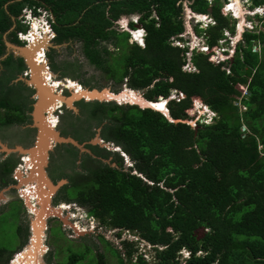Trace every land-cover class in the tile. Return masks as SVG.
<instances>
[{
  "label": "trees",
  "instance_id": "obj_1",
  "mask_svg": "<svg viewBox=\"0 0 264 264\" xmlns=\"http://www.w3.org/2000/svg\"><path fill=\"white\" fill-rule=\"evenodd\" d=\"M262 1L253 0V5ZM25 5L50 9L52 41L80 42L83 56L105 78L143 90L144 97L155 102L160 96L169 98L173 89L176 95L184 94L166 103L174 121L151 107L79 102L89 118H108L102 136L120 145L142 176L100 163L87 168L86 183L69 197L85 205L102 227L133 231L151 245L154 253L147 260L136 242L122 239L131 264H264V32H245V42L237 44L231 60L214 63L207 54L192 52L189 61L196 70L186 71L182 66L188 61L187 49L174 44L183 31L181 0H0V55L2 34ZM190 7L207 12L209 6L207 0H192ZM210 12L217 23L205 32L213 46L223 28L234 27L216 4ZM132 13H138L145 28L144 46L116 28L115 21ZM10 35L19 43L14 32ZM254 41L263 45L260 57L252 49ZM53 51L48 57L52 69H58ZM18 62L24 68L22 58ZM242 87L249 94L237 101ZM190 97L216 113L210 123H188ZM0 105L15 107L4 95ZM28 119L11 110L0 117V124ZM8 165L3 164L2 173ZM17 232L26 239L27 227L18 225ZM99 237L109 245L102 234ZM110 248L124 264L120 251ZM183 249L187 255L180 258ZM88 251L85 246L81 253L71 252L62 264H76ZM12 253L0 247V264H7ZM103 259L98 253L95 264H106Z\"/></svg>",
  "mask_w": 264,
  "mask_h": 264
},
{
  "label": "flooded vegetation",
  "instance_id": "obj_2",
  "mask_svg": "<svg viewBox=\"0 0 264 264\" xmlns=\"http://www.w3.org/2000/svg\"><path fill=\"white\" fill-rule=\"evenodd\" d=\"M191 1L192 0H181L180 19L182 20L183 23V31L180 34H182L186 30L184 18H183L185 14V16H187V18L191 20L190 23L188 22V25L191 28L190 29L191 33L193 34V36L200 39L199 46L201 47L202 44L207 43L206 37H208V34L205 32V29H207L206 26L209 23L210 24L217 23L215 17L210 12V7L216 4L219 13L224 17H228L231 25L234 27L233 31H230L232 33L233 38H235L236 36V31L238 33L240 32L238 36L241 38L242 42L236 40V43L243 44L245 42L243 36L245 32H249L247 30L248 29L247 21L251 19L252 16L251 14H249V10L251 9L250 6L253 5V0H207L209 6L207 12H198L193 10L190 7ZM185 3L186 5L184 6ZM262 5H264V0L260 2V4H256L253 6L257 7ZM41 8L42 6H34V5L32 7H28L27 5L23 6L20 10V13L16 17L14 16L11 17L13 23L2 34V38H1L3 41L4 50L3 53L0 55V95H4L7 100L13 102L15 107L7 109L5 107L6 105H0V117H2L3 114L11 110H13L15 113L28 115L29 117L28 120L22 122H10L9 124H5L4 126L0 124V182L2 183V186L0 188L1 190L5 188H9V190L13 189V191L15 192L14 186L15 184H17V180L13 176V173L16 167L24 164V158L26 157V155L18 153L15 150V148L17 146H20L22 148H29L31 145H33L37 133V127H34L32 125L33 122L30 116L32 105L35 101V96H34L35 90L33 89L32 86L27 85L25 83L24 79L27 78L26 67L24 66V68L22 69L20 68V64L18 62V59L20 57L14 56L10 52V50L7 49L5 45L6 44L5 41L7 40L15 45H25L27 43L28 36H30L29 33L33 28V21L37 22L36 20H34V18L31 17L41 16L40 13L43 12L41 11ZM152 16L156 18V10L152 11ZM48 17L50 19L49 22H51L52 12L50 9H48ZM242 17H244V21L242 22L244 25L246 24L245 27H243V25L240 26L241 23L238 26V23L242 20ZM240 27L242 28L240 29ZM258 27L261 28L257 34H259L260 32H264V17L261 18V24L258 26L256 25L254 29L256 30ZM225 29L230 30L229 28H223L222 30L224 31ZM41 31L42 30L39 29V31L36 32L41 33ZM11 32L15 33L16 41H19V43L11 40L12 39V35H10ZM185 33H187L188 35L190 34V32H185ZM5 35L8 36L7 39H5ZM70 42L72 41L70 40L67 42L59 43V45L67 44L68 46ZM185 42L188 44L187 46L188 48L189 47L192 48L194 45L197 44V40L193 43L190 37H187L185 39ZM257 42L258 41H254L253 43L255 44ZM53 44L56 43L53 42ZM237 44H235L236 47ZM258 44H259L258 49L261 51V47L263 45L262 43H258ZM51 49L54 50L52 53L53 57L54 54L58 52V50L55 49V47H51L45 53V57L48 59L49 66L52 69L50 59L48 57V53L50 52ZM8 56H11L10 60L7 59ZM62 77L64 76L62 75ZM70 82H74L79 85L77 81L69 77H65L62 80L64 86H66L65 84ZM56 83L60 84V82H56ZM64 86H62V93L65 96H69L70 90L69 88ZM81 101L87 102L84 100L76 101L74 103L75 107L77 108L76 112L62 105L54 111V114L57 116V122L55 124V128L59 131V134L61 136H69L74 138L83 145V150L81 151L77 146L71 143L54 142L51 149L49 150L48 162L45 167L48 177L54 183L60 179L65 180L56 189L52 198V203L60 204L64 202L66 204H71L70 208L62 209L63 211L61 213L62 217H66L67 223L66 224L63 223V221L59 218L49 219V222L51 223L54 222V224L48 225L47 231L49 234L47 235L50 236L52 229L58 227V230L65 237L73 241H76L74 240L75 238L79 239L82 236H87L91 234L90 230H94L95 228H97V226H93L92 228L90 225L89 227H85L88 222L86 221V219H83L82 213L80 212L81 210H76L77 208H81L87 212L85 205L80 204L74 197L70 198L69 195L67 194L68 191L74 193L75 190L79 187V185L86 183L87 175L89 174L88 171H86V168L89 167L95 168L97 166H101L100 163H102V164H108L114 168L126 172L127 171L132 172L134 169V162L133 160L130 159L129 154L126 153L122 149V147L117 143H115L113 140L104 139V137L102 136L101 134L102 127L106 121L98 122L97 119L93 118V121L86 122L87 124H84V127L81 128L79 126V123L82 122L85 123L84 122L85 120L81 116V112L86 111L85 108H81V106L79 105V102ZM79 116L82 118V122L78 121ZM91 123H93V126L91 125ZM94 124H97L98 126L95 128ZM16 126H20L19 130L15 128ZM97 133L101 139L111 142L114 146H119L120 149L119 150L108 149L106 147H101L98 144L89 143V141ZM20 134H22L20 138H22L23 140L17 141L16 144L13 143L12 139L14 140V137ZM17 139L19 138H16V140ZM10 149L12 151H10ZM55 151H57L59 155L54 154ZM122 152L123 154L127 155V160L122 155ZM65 153L67 156H69L71 159L74 160V164H75L74 170L76 171L72 173L73 170H70L69 174H65L64 176H59L58 178H54L52 176V172L61 170L60 169L61 165L56 163V160L57 158L62 157ZM68 153H70V155ZM51 155L54 157V160L51 159L50 157ZM5 162L9 164L8 170L2 173L1 170ZM128 162H130V164H128ZM51 168H53L54 170L52 171ZM63 171L65 172L66 170L64 169ZM65 194L70 198L69 200L64 199L66 197ZM11 201L12 200L8 202ZM64 207L67 206H63V208ZM56 221H58V224L56 223ZM79 231L81 233H79ZM112 235H113V240L119 239L118 232H113ZM84 247L85 246H83V248ZM49 250L50 247L48 246V251L45 254V258H49L50 254L47 255Z\"/></svg>",
  "mask_w": 264,
  "mask_h": 264
},
{
  "label": "water",
  "instance_id": "obj_3",
  "mask_svg": "<svg viewBox=\"0 0 264 264\" xmlns=\"http://www.w3.org/2000/svg\"><path fill=\"white\" fill-rule=\"evenodd\" d=\"M33 31V28L31 29ZM31 31L29 35H31ZM51 32V33H50ZM51 34L54 33L49 30L48 26L42 29L36 41L30 40V36L27 39L25 45H15L9 41H5V45L10 52L23 60L26 67L27 78L24 79L27 85H30L35 90V101L32 105L30 116L32 119V125L37 127V133L33 145L29 148H22L17 146L15 150L26 155L24 158V164L15 168L13 176L17 180L15 184V196L19 197L24 205L27 215L28 235L26 243L17 251H15L8 262V264H49L46 262L45 254L48 251L46 244L47 239V222L51 218H59L63 223H67L66 217H62L63 204H53L52 196L56 189L65 180L60 179L57 182H53L47 175L45 167L48 162V154L54 142L57 143H71L78 148L82 149L83 145L72 137L61 136L59 131L55 128L57 122V116L54 111L58 107L64 105L67 108L77 111L74 103L79 100L84 101H114L116 104H135L139 107H151L155 101L148 100L143 95V90L133 89L125 87L128 90H134L138 92L140 98L146 103L140 104L138 101H131L129 98H118L120 92H112L109 88H97V87H85L82 89H72L68 86H64L62 79L58 78L54 72L51 71L48 59L45 57L46 51L51 47H56L59 44H53L51 42ZM41 54V55H40ZM43 72L49 73L47 78L42 75ZM51 73V75H50ZM65 77H63L64 79ZM46 79V80H45ZM56 80V81H54ZM55 82L60 84L54 85ZM126 85V84H125ZM62 86L69 88V96H65L62 93ZM109 89V93L114 94L113 97L103 96V90ZM124 89V90H125ZM123 90V91H124ZM183 97V95H181ZM158 99H164L160 96ZM207 108V106H205ZM166 116L169 117L168 110ZM170 120H173L169 117ZM174 121V120H173ZM175 121H182L176 119ZM91 144H98L101 147L108 149L119 150V146H114L111 142L101 139L98 133L89 141ZM10 151H12L10 149ZM127 160V155L123 154ZM130 164V162H128ZM133 174L142 176L135 168L132 171ZM1 193V192H0ZM0 195V199H8ZM27 212V213H26ZM79 233H81L79 231ZM18 259L20 261H18Z\"/></svg>",
  "mask_w": 264,
  "mask_h": 264
},
{
  "label": "rangeland",
  "instance_id": "obj_4",
  "mask_svg": "<svg viewBox=\"0 0 264 264\" xmlns=\"http://www.w3.org/2000/svg\"><path fill=\"white\" fill-rule=\"evenodd\" d=\"M186 5V3L184 4V6ZM130 17H123L120 18L117 21V25L116 28L118 30H123L125 29V23L129 20ZM184 18V23H185V27L186 30L180 34L183 38V40L185 41V39L187 37H190L192 42L194 43L196 40L199 41V38H196L195 36H193V34L190 31V26L188 25V22L190 23L191 20L187 18V16H183ZM242 21H244V17H242ZM240 21L238 23H241L242 25L243 22ZM237 25V24H236ZM246 25V24H245ZM247 25H249V23H247ZM245 27V26H244ZM185 32H190V34L188 35ZM240 33V32H239ZM236 31V36L235 38H233V41H231L232 43H236V40H239V42H242L241 38L238 36L239 34ZM8 36L5 35V39H7ZM258 43H260V41H258ZM174 44H177V41L174 40ZM196 44V43H195ZM237 44V43H236ZM80 42L78 41H72L70 42V44L67 46V44H60L58 46L55 47V49L58 50L57 53L54 54V61L57 63V65L59 66L58 69H51L52 72L55 73V75H57L58 78L62 79V73H66L67 77H70L71 79L81 83V85L85 86V87H97V88H103V87H107L109 88L112 92H120L123 91L125 89V87H127V85H125V83H121V84H117L116 82H114L112 79L110 78H105L101 71L96 68L94 65H92L91 63H89L87 61V59L83 56V54L81 53L80 50ZM107 47L109 50L114 51V46L111 44H107ZM191 48V47H189ZM253 49L257 50V47L255 45H253ZM263 50V48H262ZM209 51V50H208ZM264 51V50H263ZM259 57L260 55H262V53L259 50ZM191 54V52H189V55ZM184 70V68H183ZM81 81H90L89 86L82 84ZM137 91H141L142 90H137ZM175 89H173L171 92V96L172 97H177L179 96V94H175L174 93ZM101 102H105V101H101ZM110 102H114V101H110ZM201 106V107H200ZM206 111L204 110L203 107V102L202 100L200 102H196V98L195 97H190V105L188 108V115H189V120L188 123H190L191 125H195L197 122H204L205 120L202 119L203 117V112ZM208 113V111H207ZM205 115H210L205 114ZM81 116L82 118L85 120L83 123L82 122V118L79 116L78 121L82 122L79 123V126L82 128L84 127V124H87L86 122H92L93 118H89L87 116V112L86 111H82L81 112ZM210 116H208V118H206L207 123H210L209 120ZM103 121L108 122V118L106 117H102ZM104 123V122H103ZM91 125L93 126V123H91ZM98 125L94 124V127L96 128ZM20 126H16L15 128L17 130H19ZM22 136V134L17 135L16 137H14V140L12 139L13 143H17V141L23 140L22 138H20ZM16 138H19L16 140ZM29 140V139H28ZM80 149V148H79ZM65 150V149H64ZM81 151L83 150L80 149ZM54 154H58L59 153L57 151L54 152ZM70 155V153H68ZM52 160H54V157L51 155L50 156ZM56 163L60 164V171H55L52 172V176L54 178H58L59 176H64L65 174H69L70 170H73L72 173H74L76 170H74L75 164H74V160L71 159L69 156L66 155V153L60 157L57 158ZM55 164V163H52ZM87 164V162H86ZM85 165V164H84ZM83 168V166H82ZM66 170L65 172L63 170ZM51 170L53 171L54 169L51 168ZM86 171L87 168H86ZM2 186V183L0 182V188ZM0 195H5L4 197L8 199H0V247H4L6 249L7 253H12L13 251H15L16 249H20L27 241V239H25V234H23V241L21 240V236L19 235V233L17 232V227L18 225H20L21 227H26L28 226V224H26V218L27 215L25 214V209L23 207V204L21 203V200L19 199V197L15 196V192L12 190H9V188H5L3 190L0 189ZM72 192H68V195H72ZM66 196V194H65ZM2 198V197H0ZM65 200H69L70 198L68 196H66L64 198ZM12 200L11 202H8ZM18 205L20 207V210L18 211ZM27 213V212H26ZM93 221V222H92ZM92 225H90V221H88V226L86 225L85 227H89V225L91 227L93 226H97V228H95L94 230H90L91 234L87 235V236H82L79 239L75 238L73 240H70L69 238L65 237L59 230L58 227H56L55 229H52L51 235L48 236L47 235V239H46V243L47 245L50 247V250L48 252L47 255L50 254L49 258H44L46 260L47 263L49 264H62L64 261L67 260L69 254L71 252H83L84 248L83 246H88L89 247V251L88 253L85 255V258L78 260L76 262V264H95V260L98 257V253H103L104 254V261L106 262V264H119V260L117 258V255H115L112 251V249L110 248H117L120 253L121 256H123V262L124 264H131V262L129 261L128 258H126L124 249L121 248V244L119 239L117 240H113V235L112 233L114 232L113 228H105L102 227L98 221L94 218V220H92ZM56 223L58 224V221H56ZM48 225L54 224L51 222H47ZM89 230V229H88ZM47 234L48 231H47ZM99 234H102L104 236L105 239H107L109 241V245H106L99 237ZM202 234V230L198 229L195 232V235L197 237H199ZM124 235V233H123ZM128 239H131V234L127 236ZM113 241V242H112ZM75 242V243H73ZM18 249V250H19ZM138 251L143 253V257H145L147 260H150L152 258L153 255V251L150 248L149 245H147L145 242H140L138 241ZM136 254V253H135ZM54 255V257H53ZM187 255V250L183 249L181 250L180 253V258H184ZM48 259V260H47ZM135 260V257H133L132 261Z\"/></svg>",
  "mask_w": 264,
  "mask_h": 264
},
{
  "label": "clouds",
  "instance_id": "obj_5",
  "mask_svg": "<svg viewBox=\"0 0 264 264\" xmlns=\"http://www.w3.org/2000/svg\"><path fill=\"white\" fill-rule=\"evenodd\" d=\"M250 7H254L253 5H251ZM41 11H43V12H41L40 13V15L42 14L48 21L50 20L49 19V17H48V9L46 8V7H43L42 6V8H41ZM36 15V14H35ZM123 17H130L129 18V20L125 23V29H123V30H125V31H127L128 33H129V40L131 41V42H135V43H137L138 45H140V46H144V36H145V34H146V31H145V28L140 24V22H139V15H138V13H132V14H125V15H122L120 18H123ZM119 18V19H120ZM251 18H252V16H251ZM262 18V17H261ZM118 19V20H119ZM117 20V21H118ZM54 21V16H53V14H52V17H51V23ZM117 21H115V24H116V26H118L117 25ZM130 23H133V25L134 26H131L130 25ZM38 24H41V21H38ZM213 25H215V23H213V24H208L207 26H206V28H208V27H210V26H213ZM245 25H243V27H244ZM50 29H52V32L54 33L53 35H51V42H52V39H53V37L55 36V32H54V30H53V28H52V26L50 27ZM226 30V29H225ZM228 30V29H227ZM179 36L181 37V39H179L178 38V40L180 41V42H182V45H181V47H185L186 49H187V51H186V54H188L189 52H202V53H204V54H207L208 55V57L210 56V55H215V54H221V55H223V59L221 60V61H227V60H231L232 59V57H233V55H234V53H235V51H236V46H235V44L236 43H231V41H233V36H232V33L230 32V30L228 31V33H224V31L222 30V36H221V38H223L224 39V41H223V43H221V44H219L218 42L215 44V45H213V46H211L210 44H208V43H204V44H202L201 45V47L199 46L200 44V40L199 41H197V44L196 45H194L192 48H188L187 46H188V44L183 40V38H182V36L179 34ZM177 39V38H176ZM53 43V42H52ZM258 43V42H257ZM178 45V44H177ZM256 47H257V50H254L253 48V50L254 51H259V49H258V46L256 45V44H254ZM179 46V45H178ZM220 48H223V49H220ZM209 50V51H208ZM229 50H232V52H230L229 53ZM191 55V54H190ZM190 55H189V58H188V61L187 62H190L189 60H190ZM227 56H229V57H227ZM220 61V62H221ZM187 62H185V63H187ZM219 62V63H220ZM184 63V64H185ZM191 63V62H190ZM184 64H183V66H182V69H183V67H184ZM192 64V63H191ZM193 65V64H192ZM194 66V65H193ZM228 68V67H227ZM195 70H196V68H195ZM186 71H194V70H186ZM64 77H67V76H64ZM70 78V77H69ZM61 79V78H60ZM62 80H63V77H62ZM172 93V92H171ZM174 93L176 94V90L174 91ZM181 94H183V93H179V96L178 97H180V98H182L181 97ZM172 95V94H171ZM169 96V98H173L172 96ZM183 96H184V94H183ZM241 96H245V95H242V93H241ZM164 98V97H163ZM169 98H164V100H166V103H167V101H168V99ZM158 100H160V99H158ZM157 100V101H158ZM205 106H207V105H205L204 103H203V107H204V110H206V111H204L203 112V117H202V119H204L205 121H207L206 120V118H208V116H210V118H209V122L213 119V117H215V115H216V113L213 111V110H211L210 108H208V106H207V108H205ZM154 108V107H153ZM155 110H157V111H159V112H162L165 116H166V114H165V112H163L162 110H159V109H157V108H154ZM166 110H168L167 109V106H166ZM207 111H208V113L210 114V115H205V114H208L207 113ZM204 121V122H205ZM205 123H207V122H205ZM52 198H53V196H52ZM51 198V199H52ZM22 203V202H21ZM61 204V203H60ZM63 204V206H67V207H64L63 209H68V208H70V206H71V204H66V203H62ZM23 207H24V205H23ZM24 209H25V207H24ZM26 210V209H25ZM76 210H81L80 212L82 213V216H83V219H86V221L88 222V221H90V225H92V220H94V218L91 216V215H89L88 214V211L86 212V211H84V209H81V208H77ZM63 211V210H62ZM79 212V213H80ZM92 221V222H91ZM26 224H27V218H26ZM87 226H88V223L86 224ZM27 227V235H28V226H26ZM93 228V227H92ZM114 229V232H118L119 233V235H118V237H119V240L121 241L122 239H128L127 238V236L128 235H130L131 234V239H128V240H130V241H134V242H136L137 243V245H138V241H140V242H145L147 245H149L150 246V248H151V245L149 244V243H147L146 241H144L142 238H140L137 234H135V232H133V231H130V230H125V229H118V228H113ZM123 233H124V235H123ZM27 235H26V239H27ZM47 244V243H46ZM152 249V248H151ZM181 253V252H180ZM13 254V253H12ZM11 257V256H10ZM10 260V259H9ZM9 260H8V262H9ZM8 262H7V264H8Z\"/></svg>",
  "mask_w": 264,
  "mask_h": 264
},
{
  "label": "built area",
  "instance_id": "obj_6",
  "mask_svg": "<svg viewBox=\"0 0 264 264\" xmlns=\"http://www.w3.org/2000/svg\"><path fill=\"white\" fill-rule=\"evenodd\" d=\"M30 13H32V12H30ZM249 14L252 15V18L247 21V23H249V25H247L248 26L247 30L249 32L258 33L261 27H258L256 30L254 28L256 25L258 26L261 24V17H264V5L257 6V7H251V9L249 10ZM31 18H34V20H36L37 23H38V21H41V24H38L39 28L36 31H39V29H41V30L44 29L45 26H48L49 30H50L51 22H49L42 14H41V16H35V17H31ZM33 23H34V21H33ZM228 31L229 30L226 29V30H224V33H228ZM41 33H42V31H41ZM28 38H29V36H28ZM174 40L177 41V44L179 46L182 45V42H180L178 39H174ZM223 41H224V39L221 37L217 40V42L219 44L223 43ZM252 48H253V46H252ZM220 49H223V48H220ZM230 52H232V50H229V53ZM187 56L189 58V53L187 54ZM227 57H229V56H227ZM223 58L224 57L221 54L210 55L208 57V59L214 63H219ZM183 68H184V70H195V66H193L190 62L185 63ZM242 89H243L242 95H248L249 94V91L246 89V87H242ZM240 97H241V95L238 97L237 101H239ZM242 108H245V106H242ZM242 129H245V126H242Z\"/></svg>",
  "mask_w": 264,
  "mask_h": 264
},
{
  "label": "bare ground",
  "instance_id": "obj_7",
  "mask_svg": "<svg viewBox=\"0 0 264 264\" xmlns=\"http://www.w3.org/2000/svg\"><path fill=\"white\" fill-rule=\"evenodd\" d=\"M242 21V20H241ZM240 26H242V24L240 25ZM39 28V25H38V23L37 22H34L33 23V31H31V38H29L30 40H33L34 42L36 41V38L40 35V34H42V33H37L36 32V29H38ZM242 27H240V29H241ZM41 55V54H40ZM49 73H46V72H43L42 73V75L43 76H45L46 78L48 77L47 75H48ZM50 75H51V73H50ZM46 80V79H45ZM58 83H56L55 82V84L54 85H57ZM66 86H68V87H70V88H72V89H82V86L81 85H78L77 83H74V82H70V83H67V84H65ZM113 95L114 94H112V93H109V89H105V90H103V96H108L109 98L110 97H113ZM117 97L118 98H123V97H125V98H129L131 101H138L140 104H143V103H146L145 101H143L141 98H140V95H139V93L138 92H135L134 90H128V89H125L124 91H122L119 95H117ZM159 105H163V107L161 108V107H157V106H159ZM152 107H154V108H157V109H160V110H162L163 112H165L166 113V102H164V101H156L155 103H153L152 105H151ZM18 261H20L19 259H18ZM16 262V261H15ZM14 262V263H15ZM13 263V264H14Z\"/></svg>",
  "mask_w": 264,
  "mask_h": 264
},
{
  "label": "snow or ice",
  "instance_id": "obj_8",
  "mask_svg": "<svg viewBox=\"0 0 264 264\" xmlns=\"http://www.w3.org/2000/svg\"><path fill=\"white\" fill-rule=\"evenodd\" d=\"M157 107H161V108H162V107H163V105H159V106H157Z\"/></svg>",
  "mask_w": 264,
  "mask_h": 264
}]
</instances>
